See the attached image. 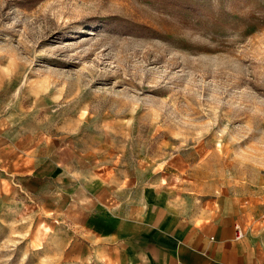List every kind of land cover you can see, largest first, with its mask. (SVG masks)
Wrapping results in <instances>:
<instances>
[{
	"label": "rangeland",
	"instance_id": "rangeland-1",
	"mask_svg": "<svg viewBox=\"0 0 264 264\" xmlns=\"http://www.w3.org/2000/svg\"><path fill=\"white\" fill-rule=\"evenodd\" d=\"M49 154L197 237L228 198L263 213L264 0H0V264H139L28 206Z\"/></svg>",
	"mask_w": 264,
	"mask_h": 264
},
{
	"label": "crops",
	"instance_id": "crops-1",
	"mask_svg": "<svg viewBox=\"0 0 264 264\" xmlns=\"http://www.w3.org/2000/svg\"><path fill=\"white\" fill-rule=\"evenodd\" d=\"M22 169L15 185L28 206L50 215L70 214L75 234L89 242V249L97 243L123 244L139 264H170L171 259L172 264H264V212L254 207L240 215L236 202L226 199L204 226L212 233L209 240L192 234L184 220H170L169 206L159 198H134L110 208V199L120 193L109 187L105 170L76 159L61 165L56 154L37 157ZM238 222L246 229L243 239L236 238Z\"/></svg>",
	"mask_w": 264,
	"mask_h": 264
},
{
	"label": "built area",
	"instance_id": "built-area-1",
	"mask_svg": "<svg viewBox=\"0 0 264 264\" xmlns=\"http://www.w3.org/2000/svg\"><path fill=\"white\" fill-rule=\"evenodd\" d=\"M235 232H236V238L240 239L243 236V232H241V229L238 225L235 226Z\"/></svg>",
	"mask_w": 264,
	"mask_h": 264
}]
</instances>
